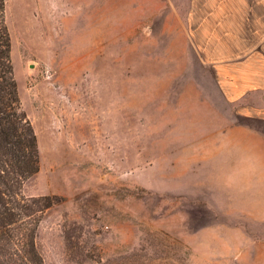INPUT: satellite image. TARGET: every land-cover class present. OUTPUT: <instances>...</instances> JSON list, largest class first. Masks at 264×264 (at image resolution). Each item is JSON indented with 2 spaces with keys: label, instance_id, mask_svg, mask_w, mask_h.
I'll list each match as a JSON object with an SVG mask.
<instances>
[{
  "label": "rangeland",
  "instance_id": "1",
  "mask_svg": "<svg viewBox=\"0 0 264 264\" xmlns=\"http://www.w3.org/2000/svg\"><path fill=\"white\" fill-rule=\"evenodd\" d=\"M55 197L43 264H264V0H5Z\"/></svg>",
  "mask_w": 264,
  "mask_h": 264
},
{
  "label": "trees",
  "instance_id": "2",
  "mask_svg": "<svg viewBox=\"0 0 264 264\" xmlns=\"http://www.w3.org/2000/svg\"><path fill=\"white\" fill-rule=\"evenodd\" d=\"M10 45L5 0H0V264H43L35 231L55 197L21 194L22 182L38 170V147L20 106Z\"/></svg>",
  "mask_w": 264,
  "mask_h": 264
}]
</instances>
